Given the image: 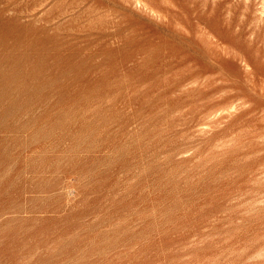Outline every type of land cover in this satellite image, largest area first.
I'll list each match as a JSON object with an SVG mask.
<instances>
[{"label":"rangeland","instance_id":"374dc122","mask_svg":"<svg viewBox=\"0 0 264 264\" xmlns=\"http://www.w3.org/2000/svg\"><path fill=\"white\" fill-rule=\"evenodd\" d=\"M0 264H264V0H0Z\"/></svg>","mask_w":264,"mask_h":264}]
</instances>
